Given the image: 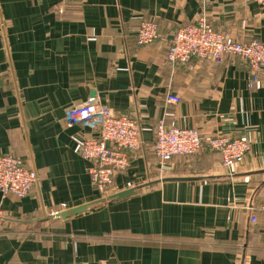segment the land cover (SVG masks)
I'll return each instance as SVG.
<instances>
[{
  "label": "crops",
  "instance_id": "crops-1",
  "mask_svg": "<svg viewBox=\"0 0 264 264\" xmlns=\"http://www.w3.org/2000/svg\"><path fill=\"white\" fill-rule=\"evenodd\" d=\"M201 17L264 44V10L250 0H0V155L38 177L23 198L0 194V264H264V78L252 83L234 57L168 62L172 34ZM143 20L159 36L138 47ZM86 102L143 125L195 129L203 142L241 139L250 150L227 168L204 146L161 174L145 132L111 195L139 188L99 202L91 163L72 142L96 132L65 120L67 108ZM80 206L89 207L50 215Z\"/></svg>",
  "mask_w": 264,
  "mask_h": 264
},
{
  "label": "built area",
  "instance_id": "built-area-1",
  "mask_svg": "<svg viewBox=\"0 0 264 264\" xmlns=\"http://www.w3.org/2000/svg\"><path fill=\"white\" fill-rule=\"evenodd\" d=\"M264 10V0H250ZM158 27L153 21L143 20L136 32V45L149 46L158 38ZM166 60L174 65H184L192 59L221 64L226 58H238L247 63L251 70L252 83L264 78V44L254 39L240 42L213 27L203 17L195 23L178 28L167 47ZM167 102L176 104L179 99L168 95ZM65 120L69 126H83L95 130V136L81 138L72 136L73 152L89 161L88 169L92 187L99 196L112 194L115 175L129 166L128 152L137 151L143 144L142 134L153 133L152 152L157 158L161 174L166 173L169 163L176 157H192L204 146L220 156L223 167H232L250 150L244 140L226 135H216L202 141L200 133L191 128L166 125L159 121L156 125H143L132 116L116 114L108 107L96 102H86L67 108ZM38 180L35 170L24 161L12 155H0V194L23 198L29 194ZM251 211L250 221L256 222ZM64 210V209H63ZM264 212V203L260 207ZM60 211H52L55 217Z\"/></svg>",
  "mask_w": 264,
  "mask_h": 264
},
{
  "label": "water",
  "instance_id": "water-1",
  "mask_svg": "<svg viewBox=\"0 0 264 264\" xmlns=\"http://www.w3.org/2000/svg\"><path fill=\"white\" fill-rule=\"evenodd\" d=\"M171 179H162L160 181H169ZM139 187H135V188H132V189H129V190H125V191H121V192H118V193H115L113 195H110V196H107L103 199H101L99 202H103L105 200H117V199H121V198H125L127 196H130L132 194H134L136 192V190L138 189ZM88 207L89 206H80V207H77V208H73V209H69V210H64V211H61L59 213L56 214L55 217L57 218H61L62 220L70 217V216H74V215H77V214H80L82 212H85L88 210Z\"/></svg>",
  "mask_w": 264,
  "mask_h": 264
}]
</instances>
